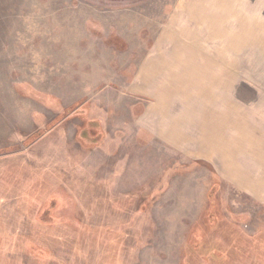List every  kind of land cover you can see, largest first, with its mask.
<instances>
[{
	"label": "rangeland",
	"instance_id": "1",
	"mask_svg": "<svg viewBox=\"0 0 264 264\" xmlns=\"http://www.w3.org/2000/svg\"><path fill=\"white\" fill-rule=\"evenodd\" d=\"M223 48L264 120V0H0V264L264 261V202L160 136Z\"/></svg>",
	"mask_w": 264,
	"mask_h": 264
},
{
	"label": "crops",
	"instance_id": "2",
	"mask_svg": "<svg viewBox=\"0 0 264 264\" xmlns=\"http://www.w3.org/2000/svg\"><path fill=\"white\" fill-rule=\"evenodd\" d=\"M179 55L174 52L171 55L161 52L158 56L162 59L150 60L149 67L150 72L154 74L153 79L165 80V73L170 64L166 57L179 58ZM201 58L198 65L200 67L195 71L196 74L199 71L196 98H193V102L188 99L189 102L181 109L179 119L169 116L167 123H162L160 136L181 149L193 147V151L205 159L218 160L219 167L223 169L228 181L264 202V120L260 118V109L253 110L248 105L236 101L233 80L229 77V72L233 75V49H217L209 56L202 54ZM172 63L179 62L174 59ZM224 75L227 77L225 80ZM163 94L164 92L157 99L159 103L164 101ZM253 111L259 114L262 121L252 123L250 112ZM241 154L244 156L241 157ZM246 237L261 241L249 235ZM229 245L230 242H227L228 253ZM255 246L254 244V248ZM263 252L264 249L262 252L258 251V256ZM234 256L236 258L233 261L242 259H237V254ZM227 257L226 261H231L229 258L232 256L228 254ZM215 259L218 263L224 262V257L218 252L216 258L213 257V260ZM254 259L252 258V261ZM258 263L264 264V261L260 258Z\"/></svg>",
	"mask_w": 264,
	"mask_h": 264
}]
</instances>
